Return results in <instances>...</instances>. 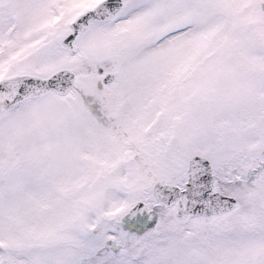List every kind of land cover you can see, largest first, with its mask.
Listing matches in <instances>:
<instances>
[{
	"label": "snow or ice",
	"instance_id": "snow-or-ice-1",
	"mask_svg": "<svg viewBox=\"0 0 264 264\" xmlns=\"http://www.w3.org/2000/svg\"><path fill=\"white\" fill-rule=\"evenodd\" d=\"M0 264H264V0H0Z\"/></svg>",
	"mask_w": 264,
	"mask_h": 264
}]
</instances>
